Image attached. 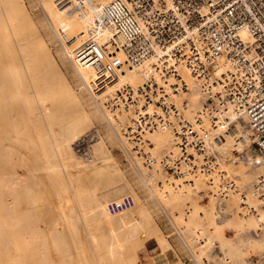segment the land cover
<instances>
[{"label":"built area","instance_id":"obj_1","mask_svg":"<svg viewBox=\"0 0 264 264\" xmlns=\"http://www.w3.org/2000/svg\"><path fill=\"white\" fill-rule=\"evenodd\" d=\"M57 5L76 6L72 0ZM95 28L111 30L110 41L101 43L91 33L72 49L69 60L95 72L92 93L115 81L124 67L140 74L139 83L108 95L104 108L128 115L124 124L117 121L115 139L140 180L151 176L145 187L158 183V162L165 174L185 184L200 178L205 189L199 194L218 209L228 207L235 196L236 208L252 213L242 189L221 164H237L251 151L264 167V0H112L101 8ZM188 78L203 97L194 117L188 116L185 101ZM228 111L235 118H227ZM154 131L172 136L171 148L159 159L146 136ZM229 138L225 152L215 150ZM255 184H264V173ZM261 188L257 186V196L264 198ZM133 205L131 196H123L110 201L107 210L116 213ZM161 214L171 230L167 237L175 236L184 247L168 213L161 209Z\"/></svg>","mask_w":264,"mask_h":264},{"label":"bare ground","instance_id":"obj_2","mask_svg":"<svg viewBox=\"0 0 264 264\" xmlns=\"http://www.w3.org/2000/svg\"><path fill=\"white\" fill-rule=\"evenodd\" d=\"M58 1L59 0H36L35 3L50 25L51 39L58 42L59 48L56 50V58L60 61L61 65L68 70L77 86L78 95L73 96L70 103L81 107L82 121H89L91 115L96 116L99 114L104 121L111 124L115 135H117L120 132L117 121L124 124L127 114L120 109H115L113 111L105 109L104 104L107 101L106 97L125 84L139 83L141 79L140 74L134 69L124 67L123 72L115 81L108 85H104L99 92L92 93L90 90H92L91 88L96 80L95 72L88 67L81 65L75 66L69 60V54L72 49L77 47L91 33H94L97 40L101 43L110 41L112 31L107 28H95V21L101 8L112 0H72L76 6L70 9H60L57 5ZM24 11L22 0H0V128L2 126L11 127L16 121V105L19 106L18 110L22 111V114H24L28 122H30V114L28 112L33 109V106H36L46 124L43 137L34 129L30 131L35 155L39 164L43 172L49 178V181L53 180L59 172L63 173L64 178H66L69 184H72L74 183V175L71 170L74 166L72 160L77 159V155L73 152L74 148L72 145H74L73 143H75L74 141L78 138L79 134L76 131H71L68 134H61L48 124L51 122L53 115L52 111L55 110V106L60 105L56 101L55 95L57 94L56 91L60 84L59 79L62 72L59 69L56 59L49 54L48 50L44 49L43 40H32L33 37L29 38L28 41L23 39L19 29L22 26L21 23L24 18ZM25 21L29 27H34L33 20L27 16H25ZM118 56L124 60L122 53L119 52ZM47 63L50 65L49 71L41 68V66ZM188 80L190 91L185 95V101L188 106V116L194 117L201 108L203 97L198 84L189 78ZM26 84L31 93L25 92ZM61 84H63L65 89L62 88L63 90L61 89L59 94H64L67 89V84L63 81ZM225 115L229 119L235 118L234 113L231 111H228ZM5 133L10 140H13L16 135L14 128ZM146 136L147 138H157L161 142H170L169 149L171 148L172 136L167 131H154L148 133ZM231 141V138L226 139V142L217 145L215 150L220 153L225 152ZM102 147L103 142L99 137L94 148L92 151L88 150L87 155L93 157L92 155H95ZM54 159L57 161L55 162ZM259 162L258 155L250 151L247 153V159L245 161H239L236 165L230 163L221 164L224 171L234 174L232 178L236 181L237 185L241 187L247 205L254 208V210L252 213H246L245 210L234 212L233 215H235L231 218V222H228V225L235 237L232 239H222L220 237L216 246L218 251L208 255L218 254L224 261L231 260L237 261L239 264H245L244 255L247 252V245L249 243L260 249H264V209H262V206H264V198H259L256 191L257 186H261V189H264V184H255L258 176L264 173V167L260 166ZM84 165L86 166L88 164ZM154 172L158 174V171ZM159 172L161 171L159 170ZM144 179L146 180L145 177ZM148 179L150 180L149 177ZM200 180V178L193 180L192 185L197 186ZM173 182H167L168 184H166L172 185L168 187L173 188L174 184H171ZM177 182L178 181H176V183ZM31 183L27 173L24 169H21L15 177L0 184L1 187H7L9 193V206H13L16 194L19 192L24 193V191L30 187ZM148 187L149 191L152 193H150L151 197H155L158 205L165 210L167 207L166 201L168 198L170 199V193L167 192L168 198H165V191L163 192L164 194H162L160 188L158 190L150 186ZM187 193L188 188L186 187L181 190H176L175 196L176 198H183ZM174 194L175 193H173V195ZM76 201L77 203L73 211L68 212L59 207L57 219L47 225L44 231L46 236L45 243L48 249L57 251L62 247L60 241L56 239V235L67 239L66 242L73 250L72 255H74L78 264H89L88 260L85 258V253L81 249L82 245L76 240L78 225L87 228L91 222L96 221L106 224L111 229H116V231L120 229L123 231L137 229L143 232L149 231L148 228L150 227H146L142 224L141 217L132 216L131 207L116 213H110L107 210V204L111 200L100 199L99 201H95L89 198H80ZM171 204L173 205L174 201H172ZM225 209L223 210L220 208L218 217L224 216ZM147 215L148 213L145 214L146 217L149 216ZM190 219V221L193 220L192 217ZM213 220H211L213 222V224L211 222L212 233L218 234L224 224L217 218ZM184 221L186 222L185 219ZM190 221L189 223L192 224H190L191 226L189 225V227L185 229L180 227L178 231L183 236L185 246L196 264H210L211 261L209 262L205 258L207 243L203 244L199 242L201 234L203 233L200 228L201 223L199 224L195 221L192 223ZM243 228L248 229L249 233L247 235L241 233ZM113 229L110 230L111 233H114ZM3 230L14 234L15 232L27 230L29 234L28 239L31 242L35 243L39 240L36 226L32 224L26 227L22 219L17 216H10V218L5 219L0 224V232ZM192 232H194L193 237L190 236ZM188 233L190 234L188 235ZM165 241L166 240L163 239L156 243L152 254V264H173L169 261V257L165 252ZM212 243L209 244L213 245ZM124 247L125 245L123 242L111 238L102 245L101 250L94 252V261L97 264H104L106 261L116 264L121 260ZM3 249H6V247L4 246ZM41 260L44 264H48V252L41 253ZM13 261L17 264H24L18 254L14 255Z\"/></svg>","mask_w":264,"mask_h":264},{"label":"rangeland","instance_id":"obj_3","mask_svg":"<svg viewBox=\"0 0 264 264\" xmlns=\"http://www.w3.org/2000/svg\"><path fill=\"white\" fill-rule=\"evenodd\" d=\"M22 1L25 13L21 23L22 26L19 30L23 39L28 41L29 38L33 37L32 40H43L44 49L48 50L49 54L56 59L62 72L60 79L58 78L60 84L57 87V94L55 95V99L60 105L55 106V110L52 111L51 122L48 124L61 134L76 131L79 136L76 139L77 141L75 140V143H73L75 146L72 145L77 159L72 160L75 166L71 168L74 175V183L69 184L66 178H64L63 173L59 172L53 180L49 181L35 155L30 131L34 129L43 137L46 130V124L36 106H33V109L28 112L30 114V122H28L22 111L18 110L19 106L16 105V121L11 126L16 131L13 140L8 139L5 133L12 129L10 126H2L0 128V184L15 177L21 169H24L32 182L24 193L19 192L16 194L13 206H9L7 187H1L0 185V224L5 219L10 218V216H17L22 219L26 227L34 224L39 235L38 242L33 243L28 239L29 234L27 230L15 232V234L4 230L1 231L0 264H17L13 261L15 254H18L24 264H44L41 260V253L46 252H48V264H78L74 255H72L73 250L66 242L67 239L56 235V239L62 244V247L59 249L60 251L47 248L45 243V227L57 219L59 207L68 212L73 211L77 203L76 200L80 198H89L95 201H99L100 199L112 201L123 196H131L134 199V205L130 208L132 216L141 217L142 224L150 227L148 228L149 231L143 232L138 229L129 231L120 229L116 231V229L112 228L114 233H111L110 230L112 229L108 225L96 221L91 222L87 228L78 225L76 240L82 245L81 249L85 253V258L89 264H97L94 261V252L101 250L102 245L111 238L120 240L125 245L121 260L116 264H152L153 249L156 243L163 239L166 240L164 247L168 257L169 254L174 256L177 264H193L189 261L191 256L187 247L184 246L187 250L185 251L178 238L173 235L169 238L167 237L171 235V230L161 214V209L164 208L158 205L155 197H151L152 193L149 191V187H145L143 184V182L148 183L151 181V176L146 174L144 176L146 180L144 178L142 179L143 182L140 180L119 151L112 126L108 125L99 114L96 116L91 115L89 121L81 120V107L70 103L71 98L78 95L77 86L71 74L56 58V50H58L59 45L58 42L53 41L50 37V25L42 11L38 9L35 3L36 0ZM25 16L33 20L34 27L28 26ZM41 68L49 71L50 65L47 63L41 66ZM62 81L66 82L67 89L64 94H59L62 88L65 89L63 84H61ZM25 92L31 93L27 84ZM99 137L102 139L103 147L95 155H92L93 157H89L87 155L88 150L92 151ZM148 139L154 145L153 155L157 159L169 149L170 142H161L157 138ZM54 161L56 162L57 160L54 159ZM84 164L88 165L85 166ZM154 171H158V174H154L155 180L158 179V183L151 188L158 190L160 188L162 194L165 191V194H167H164L165 198H168V193H170V199L168 198L166 201L167 207L165 208V212L168 213L176 228L179 229L181 227L185 229L189 227L191 224L189 221L192 217L193 220L190 222L201 223L200 228L203 233L199 242L203 244L207 243L206 260L211 261L210 264H239L237 261H224L218 254L208 255L218 251L216 246L220 237L222 239H232L235 237L228 225V222L235 215L233 213L240 211L238 207L236 208L237 199L235 196L230 198V203L225 209L224 216L218 217L220 208L218 209L216 203L207 196L199 194L200 191L205 189L202 187V180H200L197 186H193L192 183L185 184L178 177L165 173L163 175L158 162H156ZM227 175L231 178L234 176L232 172H228ZM162 176L166 177L163 178ZM171 181H174L171 183L174 184V189L168 187L172 185H167ZM176 181L178 182L176 183ZM186 187L188 188V193L183 198H176V190ZM173 193L175 194L173 195ZM172 201H174L173 205L171 204ZM146 213H148V217L145 216ZM183 218L186 222L188 220V222L186 223ZM214 218H217L224 224L218 234H213L211 230V220ZM193 233L190 235L191 237H193ZM241 233L247 235L249 231L247 228H243ZM147 245L151 246V251L148 250ZM4 246L6 249H3ZM244 256L245 264H264V249L253 246L251 243L247 245V252ZM185 260H187L186 263H184ZM104 264L115 263L106 261Z\"/></svg>","mask_w":264,"mask_h":264},{"label":"crops","instance_id":"obj_4","mask_svg":"<svg viewBox=\"0 0 264 264\" xmlns=\"http://www.w3.org/2000/svg\"><path fill=\"white\" fill-rule=\"evenodd\" d=\"M147 247H148V250L151 251V246L150 245H147ZM169 261L171 263H173V264H176L177 263L176 258L174 256L170 255V254H169Z\"/></svg>","mask_w":264,"mask_h":264}]
</instances>
